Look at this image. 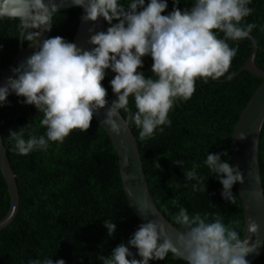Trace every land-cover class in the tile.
I'll return each mask as SVG.
<instances>
[{
  "label": "clouds",
  "instance_id": "obj_1",
  "mask_svg": "<svg viewBox=\"0 0 264 264\" xmlns=\"http://www.w3.org/2000/svg\"><path fill=\"white\" fill-rule=\"evenodd\" d=\"M72 2L84 10L83 22L103 18L110 26L101 32L89 29L88 43L94 46L91 50L55 36L43 40L38 51L12 69L13 75L0 86V107L7 106L12 94L23 97L21 103L33 105L43 113L40 126L46 129L42 135L33 130L27 139L24 127L10 130L8 136L14 141L13 150L18 155L47 151L50 143H63L73 130L88 131L94 114L105 108V124L112 133L121 135L129 124H134L140 129L141 140L153 138L157 130L163 132V126H171L169 112L178 100L192 97L198 78L207 82L229 72L239 49L231 47L228 41L246 40L257 27L243 23L253 12L249 7L252 0H192L190 9H181V0H172L173 10L166 15L162 13L168 9L167 0ZM14 3V14L28 19L22 27L32 23L41 28L49 26L57 8L55 4L50 8L44 0H14ZM44 31L28 33V40L33 41L30 45L41 40ZM144 57H151V73L155 78L138 71L144 67ZM108 70L115 74L110 81L115 96L110 106L107 89L102 86ZM130 97L134 99L135 112L129 107ZM121 111L128 114L123 125L118 122ZM260 130H264V122ZM246 138L241 133L237 139ZM222 155L227 153H208L204 164L222 185V198L234 203L233 187L243 184L244 176L238 166L222 160ZM155 165L160 167L158 162ZM176 165L182 168L183 162L177 161ZM198 168L194 164L184 172L185 178L199 184L202 178ZM193 189L197 190V184H193ZM175 222L184 231L170 234L164 224L149 220L138 227L127 243L113 249L109 257L98 259L103 264H150L164 260L172 252L187 264H249L246 257L257 247L242 239L236 227L225 225L220 216L211 221L207 215L202 217L198 213L190 217L187 209L181 207ZM104 227L108 236L113 237L116 223L106 219ZM258 231L257 223L248 226V232ZM30 264L66 262L46 257Z\"/></svg>",
  "mask_w": 264,
  "mask_h": 264
},
{
  "label": "trees",
  "instance_id": "obj_2",
  "mask_svg": "<svg viewBox=\"0 0 264 264\" xmlns=\"http://www.w3.org/2000/svg\"><path fill=\"white\" fill-rule=\"evenodd\" d=\"M167 2L168 9L163 15L173 10L172 0ZM179 7L190 9L192 0H181ZM249 7L253 12L243 23L257 25L251 33L258 45L255 61L264 70V0H252ZM79 18L80 9L76 7L56 13L48 38L60 36L72 42ZM24 23L20 17H0L1 68L16 54L21 36L26 46L31 42L27 34L37 32L35 23L23 32ZM109 26L105 21L104 31ZM219 35L223 37L222 33ZM228 43L239 49L229 72L207 82L198 78L192 97L187 101L178 100L169 112L171 126H163V132L157 130L153 138L146 140L139 138L140 129L134 124L129 126L138 142L149 190L165 218L184 231L175 222L181 207L187 209L190 217L198 213L202 217L207 215L211 221L220 216L225 225L236 227L242 238L244 215L237 184L233 187L234 203H229L221 196L222 185L204 164L208 153H227L221 159L233 165L230 138L241 111L263 82L248 71L228 78L252 51L249 39ZM152 64L151 57H144V67L138 71L155 78L151 73ZM114 75L108 70L102 81L110 102L115 99L110 86ZM23 99L12 94L7 106L1 108V136L17 175L20 206L15 219L0 230V264H30L32 260L46 257L54 261L64 259L66 264H103L98 257H109L141 225L123 190L112 141L93 119L88 131L73 130L63 143H50L47 151L18 155L13 150L14 141L8 136L10 130L24 127L26 139L33 130L37 135L46 131L40 126L43 113L33 105L21 103ZM129 107L133 112L137 110L132 97ZM121 114L127 119V113L121 111ZM177 161L183 162L182 168L176 165ZM157 162L160 167H156ZM194 164L199 165L197 172L202 178L199 184L184 176ZM259 166L264 188V130L259 139ZM193 184H197V190ZM8 208L7 186L0 172V219ZM106 219L117 225L113 237L108 236L104 227ZM150 264H187V261L169 252L164 260L150 261ZM249 264H264V252Z\"/></svg>",
  "mask_w": 264,
  "mask_h": 264
},
{
  "label": "water",
  "instance_id": "obj_3",
  "mask_svg": "<svg viewBox=\"0 0 264 264\" xmlns=\"http://www.w3.org/2000/svg\"><path fill=\"white\" fill-rule=\"evenodd\" d=\"M44 3L50 8L53 4L57 6L56 11L53 12L50 17V25L42 26V28L38 26L37 32L44 31L46 27L48 28L43 32L41 40H38L33 45H30L33 43V41H31L24 46L21 36L16 54L4 68L0 67V86H3L6 80L13 75V68L18 67L28 56L38 51L40 43L48 39L53 27V16L56 13L71 7L80 9L79 23L72 42L76 43L77 46L82 49L91 50L94 47L88 43L90 38L89 29H94L95 32L104 31L105 20L103 18H100L96 22H83L81 17L85 14L84 10L75 6L72 0H44ZM15 7L14 0H0V17H20L14 14ZM23 19L25 21L24 24H27V17L25 16ZM25 28L26 27H24L23 32ZM248 39L251 42L252 51L241 67L231 75V78L242 71H248L262 78L263 82L254 91L250 100L241 111L230 141L233 154V166H238L244 176V183H237L238 196L241 201L244 215V232L242 239L248 240L250 245H257L255 251L249 253L246 257L247 261L250 263L264 252V188L259 166V139L262 131L260 130V124L264 122V70L258 67L255 61L258 45L254 36L251 34ZM110 104L111 102L109 101V106ZM1 108L2 107H0V172L7 186L9 208L6 214L0 219V230L7 227L15 219L20 206V193L16 179L17 175L11 166L7 155V148L1 136ZM106 111L107 108L99 110L94 114V119L106 131L112 141L118 158V168L122 187L134 214L141 224L147 223L149 220H154L164 224L166 230L170 234L182 232L165 218L154 201L146 180L138 142L131 127L128 125L127 131L121 133V135L112 133L109 126L105 124ZM124 120L126 119L121 114L118 118V122L123 125ZM241 133L247 136L243 141L237 139ZM253 222L259 225V231L256 234L248 232V226ZM174 255L183 259L177 254Z\"/></svg>",
  "mask_w": 264,
  "mask_h": 264
}]
</instances>
